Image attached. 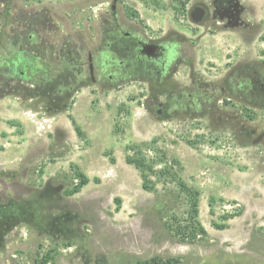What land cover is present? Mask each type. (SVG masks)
Segmentation results:
<instances>
[{
  "label": "rangeland",
  "instance_id": "rangeland-1",
  "mask_svg": "<svg viewBox=\"0 0 264 264\" xmlns=\"http://www.w3.org/2000/svg\"><path fill=\"white\" fill-rule=\"evenodd\" d=\"M111 1L10 0L9 5L12 17L23 10L45 8L61 34L81 38L93 48L100 38L98 20L109 14ZM191 1L119 0L117 10L150 35L167 29L186 32L184 35L195 42L186 46L192 71L199 77L213 78L222 74L230 63L217 65L203 57L200 47L203 45L205 50L211 42L203 39L200 46L199 37H195L199 27L187 17ZM242 1L251 4V12L258 9L253 0ZM135 4L149 7L152 12L159 8L167 14L172 13V17L163 22L161 29H156L139 19ZM256 30L252 37L240 30L243 39L233 38L229 43L218 38L217 42L224 44L226 52L230 50L231 62L242 55L264 60V20L262 25L256 23ZM189 69L185 65L178 67L175 77L182 85L188 83ZM147 93L146 85L140 82H129L110 90H101L97 84L88 82L74 92L68 100L69 106L59 112H49L40 99L6 95L19 98L27 110L36 112L38 117L44 115L50 127L40 129L46 131L25 141V146L11 156L12 161L0 166V192L14 195L19 190L21 195L31 196L42 189L49 178L61 182L62 176L67 177L64 182L67 191L76 183L75 174L83 173L88 182L77 193L69 194L71 201L78 207H88L87 199L90 202L98 196L96 199L102 204L106 219L113 226L124 228L122 236L127 235L126 229L135 224L144 207L156 204L148 214L150 225L140 224L139 239L129 245L138 252L134 256L139 257L140 263L153 254H162L180 256L181 264H194L196 256L192 251L200 246L209 256L218 249L229 254L228 259H220L219 264H233L230 256H237L244 248L253 251L256 262L239 260L235 264H263L264 145L244 142L243 137L238 132L233 135L228 126L214 131L213 127L217 126L214 118H156L145 109ZM241 115L246 122L258 128L262 126L264 114ZM3 148L4 145H0V150ZM193 161L197 163L196 168L205 171L202 176L211 173L219 178V183L200 188L203 191L200 194L183 188L181 181L197 180L188 169ZM223 168L231 171L226 173L228 185L235 173L245 184L261 178V192L257 193L255 185L254 189L246 188L238 202L219 197L218 191L225 187ZM194 202L197 203V217L193 211ZM51 213L56 214V211L48 210L43 215ZM177 221L183 225L189 222L188 229L194 227L196 232L203 226V239L184 244L177 242V238L171 239L167 225H175ZM82 229L87 241L95 239L90 225H82ZM69 245L64 239L56 241L20 224L0 247V264H59L69 257L73 248Z\"/></svg>",
  "mask_w": 264,
  "mask_h": 264
},
{
  "label": "flooded vegetation",
  "instance_id": "flooded-vegetation-1",
  "mask_svg": "<svg viewBox=\"0 0 264 264\" xmlns=\"http://www.w3.org/2000/svg\"><path fill=\"white\" fill-rule=\"evenodd\" d=\"M250 5L243 4L242 0H192L187 8V17L192 22L199 18L194 24L201 26L203 30H242L246 36L252 37L256 34L257 22L253 17H248L252 11ZM43 17V13L32 12L26 19L39 24ZM98 26L100 38L93 48L87 46L81 38L73 39L71 35L63 38L55 48L56 61H68L75 73L69 78L65 77V82L58 81V85L64 88H58L53 106L65 105L77 88H82L88 82L97 84L101 90L119 88L129 82H140L148 90L144 101L145 109L156 118H214L217 123L213 127L214 131L219 130L220 126H228L232 134L238 132L244 142H259L264 145V120L258 128L252 122H246V118L241 115L264 114L263 59L242 55L235 62H228L230 64H227V69L222 74L205 79L192 71L186 46L195 42L181 31L167 29L158 35H150L117 9L114 13L110 10L109 14L100 17ZM12 32L15 38L21 37L26 44L19 49L28 55L30 62L27 61L26 66L31 67L34 56L30 57L29 54L37 55L40 60L42 51L46 49L39 33L31 27L14 29ZM240 34L238 32L239 38L243 39ZM181 65L190 68L188 83L185 85L175 77ZM7 80L1 84V93L4 88L14 85L12 76ZM248 118L252 120L253 116ZM59 180L61 182H54L49 178L44 187L31 196L21 195L19 190L14 195L0 192V247L4 246L7 237L18 225L26 224L40 234H47L56 241L64 239L70 247L73 245L67 260L59 264L140 263L139 257L134 256L138 252L129 245L139 239L140 224L144 227L150 225L148 214L156 204L144 207L135 224L126 229L129 233L122 236L124 228L115 227L106 219L101 209L102 204L96 199L98 196H94L90 202L87 199L88 207H78L66 193L64 182L67 177L62 176ZM14 207L23 209L12 214ZM48 210H55L56 214L43 215ZM83 211L86 213L82 214ZM5 217L16 222L12 229L2 225ZM82 225L91 226L95 239L87 241ZM171 235V239L177 238ZM102 236H105L104 240L101 239ZM201 239L203 237L176 240L184 244ZM252 252L251 249L244 248L237 256H230V260L233 264L239 260L254 262L256 259ZM225 253L218 249L209 256L200 246L192 251L196 256L194 264H219L220 259H228L229 254ZM148 259L145 262L161 260L168 264H181L182 261L180 256L162 254H153Z\"/></svg>",
  "mask_w": 264,
  "mask_h": 264
},
{
  "label": "trees",
  "instance_id": "trees-1",
  "mask_svg": "<svg viewBox=\"0 0 264 264\" xmlns=\"http://www.w3.org/2000/svg\"><path fill=\"white\" fill-rule=\"evenodd\" d=\"M9 2L10 0H6L5 2L0 0V87L1 84L8 81L7 79L11 76L14 78V85H12L11 88H4L2 93L0 92V98L10 94L15 96L24 95L28 98L40 99L41 103L45 104L49 112H59L66 109L69 106L68 100L72 98L74 93L67 99L65 105L56 107L52 105V102L55 101L58 88H64L58 85V81L65 82V77H71V74L75 73V70L72 69V66L66 60H62L58 63L55 59L54 50L61 44L63 38H68L70 35L61 34L59 27L52 20L45 8L23 10L16 13L15 17H12L13 14H10L11 7ZM32 12L43 13L44 19L39 24L28 22L26 17H29ZM27 27L37 30L41 37L42 44L46 48L42 51L43 55L40 60L37 55L29 54L30 57L34 56V60L32 61L33 65L31 67L26 66L27 61L30 60L28 55H25L23 51L19 49L26 44L22 41L23 39L21 37L15 38L12 32L14 29L22 30L27 29ZM15 82L20 83L18 84ZM31 85H33V87H31ZM36 85H39V87H36ZM78 90L79 88H77L76 91ZM73 180H76V183L71 189L66 191V193L70 195L77 193L88 182L87 177L83 173H76ZM181 184L183 188L194 190L183 181H181ZM194 191L199 194L198 191ZM21 209H23V207H14L12 214L18 213ZM193 211L196 213L197 217L196 202H194ZM188 224L189 222H186L183 225L177 221L175 225L168 224L167 226L169 232L173 236L184 240H193L205 235L203 226L200 227L199 232H196L194 227L188 229ZM2 225L8 229H12L16 225V222L11 221L9 217H5L2 221ZM138 264L168 263L159 260L156 262H143Z\"/></svg>",
  "mask_w": 264,
  "mask_h": 264
},
{
  "label": "crops",
  "instance_id": "crops-1",
  "mask_svg": "<svg viewBox=\"0 0 264 264\" xmlns=\"http://www.w3.org/2000/svg\"><path fill=\"white\" fill-rule=\"evenodd\" d=\"M253 5L258 9H255L254 12L249 13L248 17L252 18L253 16L256 18L255 21L257 23L263 24L264 20V0H253ZM135 8L137 10V14L139 19L145 21L148 25H152V27H156V29H161L163 26V22H166L168 17H172L171 14L165 13L163 10L156 8L153 12L150 11L149 7L142 6L141 4H135ZM98 11V9H96ZM198 26V25H197ZM199 30H197V34L195 37H199V45L201 46V42L203 39L207 42H211V46L207 44L205 50H203V45L200 49L203 51V57H206V61L213 62L217 65L221 63H228L232 60V55L230 50L226 52V47L222 42L218 43L217 39L222 38L223 42H229L234 38L237 40L239 38L237 30H226L215 28L213 31L205 32L201 26H198ZM186 33V32H184ZM209 35V37H207ZM189 37L191 34L188 35ZM236 44V43H235ZM27 106L21 102V100L17 97H2L0 98V145H4L3 150H0V166H7L10 161H12L13 155L18 153V151L25 146V141L36 137L35 135H39L42 131L40 130L34 119L30 117V114H35L36 119H40V117H45L44 115L38 117L36 112L27 110ZM187 152L190 153V149L187 148ZM199 157H197L198 159ZM211 167H215L212 162H209ZM197 163H193L189 165L188 169L191 171L193 175L196 177V181H187L186 185L198 191L200 194L203 192L200 188H205V186L212 184H218L219 178L210 173L205 177L201 174H204L205 171L201 167L196 168ZM188 166V163H187ZM221 170V169H220ZM223 177V185L224 189L218 191L219 197L239 201V196L242 195L243 191L246 188L254 189L255 185H257L258 190L257 193L261 192L262 183L261 178H257L256 181L251 184H245L237 178V174L231 177V183L226 182L229 179L228 174L231 173L230 170L223 168L221 170ZM227 184V186H226ZM226 190V191H224ZM205 192V191H204Z\"/></svg>",
  "mask_w": 264,
  "mask_h": 264
},
{
  "label": "built area",
  "instance_id": "built-area-1",
  "mask_svg": "<svg viewBox=\"0 0 264 264\" xmlns=\"http://www.w3.org/2000/svg\"><path fill=\"white\" fill-rule=\"evenodd\" d=\"M30 117L32 119H34V121H35V123H36V125H37V127L39 129H45V127L46 128H49L50 127V121H49V119H47L45 117H41L40 119H36L35 114H30Z\"/></svg>",
  "mask_w": 264,
  "mask_h": 264
},
{
  "label": "water",
  "instance_id": "water-1",
  "mask_svg": "<svg viewBox=\"0 0 264 264\" xmlns=\"http://www.w3.org/2000/svg\"><path fill=\"white\" fill-rule=\"evenodd\" d=\"M117 3H118V0H112L111 3H110V10L112 13H114L117 9ZM199 20V18H195L193 20V23H197Z\"/></svg>",
  "mask_w": 264,
  "mask_h": 264
}]
</instances>
